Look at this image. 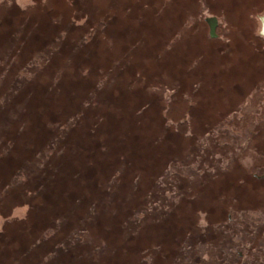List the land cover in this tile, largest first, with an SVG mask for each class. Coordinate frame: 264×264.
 Returning <instances> with one entry per match:
<instances>
[{
    "label": "rangeland",
    "instance_id": "374dc122",
    "mask_svg": "<svg viewBox=\"0 0 264 264\" xmlns=\"http://www.w3.org/2000/svg\"><path fill=\"white\" fill-rule=\"evenodd\" d=\"M262 16L264 0H0V264H61L68 249L108 264L113 217L126 264H264ZM43 88L52 141L11 173L2 160L41 134ZM94 144L106 230L82 205L38 230L44 174Z\"/></svg>",
    "mask_w": 264,
    "mask_h": 264
},
{
    "label": "trees",
    "instance_id": "16d2710c",
    "mask_svg": "<svg viewBox=\"0 0 264 264\" xmlns=\"http://www.w3.org/2000/svg\"><path fill=\"white\" fill-rule=\"evenodd\" d=\"M45 90H46L45 88L41 90L40 95L36 97L37 100L33 104L30 101V105L33 106L34 109H39L36 111L37 112L36 120L34 121V123L39 128L41 134L39 135V137H36V139L38 138V141H36L35 143L36 144L35 148H33V151L30 152L29 153L30 155L26 156V158H20V160L19 159L17 160V158H15L16 154L11 153L6 157V159L2 160L4 164L6 163L7 165H10L9 168L11 170V173L13 172V170H17L18 166L24 163V162L20 163L21 161L29 160L33 154L35 155L39 151V149L45 148L52 141L53 130L45 129L44 127L45 125L42 123V116L45 114L48 121L52 124L58 120L59 112L55 110L56 106L53 103L54 96L51 94H49L48 96H44ZM39 99L41 100L42 104H40ZM9 132L5 137L6 138L4 142L5 144L9 142L10 138L13 139V137H15L13 133L9 134ZM68 140H70V137H68ZM20 146H21L20 142L14 140L12 149L16 150L15 152H19L18 150L19 148H21ZM100 149L102 148H100L99 144H94L93 146H90L88 148H85L84 146L81 145L78 157L76 158L74 157V159L77 158L79 159L77 161L74 160L75 165L73 164V160L71 158L65 157V161H60V160L57 161L53 165L54 169L48 170L46 174H44L45 176L43 177V180L39 183L41 185L39 186V188L43 190L42 198L45 203V209L41 211L36 217L37 218L36 227L38 228V230L52 227L53 225L52 222L56 221V219L61 216L63 217V214L64 217L66 218L64 219L66 220V223H68V225L72 220L74 219L78 220V218H80L79 217L80 214L78 213V210L73 211L72 208H70L71 206L77 207V205L78 206L82 205L83 208L86 207L87 213L92 212V217L94 216V221L96 225L100 229L102 230L104 229V231L106 230L107 228L106 225L107 223H109V220L107 219L108 217L105 216V213L107 211L106 208L108 207V205L105 204L103 200L106 189L104 190L103 193L102 190L103 180L102 179L100 180L99 177L101 174L104 175L106 174L105 171L107 168L105 165L106 163L105 158L99 157L101 155L100 153L103 152V150ZM86 160H89L90 163L88 169L86 168L87 167ZM80 168L82 170H80ZM83 170H85V172ZM49 175H53V177H49ZM76 175L79 176L81 175L82 177L85 175L87 178L88 183L87 184L85 183L84 185L86 189L84 193L81 192L83 189L82 185H76V184H74V186L70 185V190H69L67 189L68 184H64L65 182H70V181L74 183L75 182L74 177ZM67 179H70V181H68ZM46 203L48 204V207L46 206L47 205ZM67 209H70V211L68 212L69 215L64 213ZM73 217L74 219L69 220L70 218ZM113 218H114L113 222L115 223L114 228L115 230H118L117 238L119 239V242H116L115 237H113V235L116 233L105 235V237L110 240L109 245L111 247H114V249H116V252L114 253L115 260L113 261L112 258V261L108 262V264H126V262L129 261V255H131V252L127 251L128 252L127 254V252L125 251L126 248L125 243L127 239L124 237V235H122V233H124L123 232L124 228L127 229L128 225L123 228L120 221L121 219L115 220V217ZM67 227L64 226L61 235L58 234V231L55 230L53 231L54 233L50 235L51 237L50 239L52 240L53 245L62 240V237H64V232L68 233ZM113 242L115 243V246L114 244H112ZM144 242H145L144 245L147 244L146 241ZM140 247L141 250L143 246L141 245ZM146 247L147 246H145V248ZM67 252L68 253L65 252V254H63L64 256H62L61 259L59 258L61 264H92L91 261L89 263L88 261H82L79 259L78 261H75L74 254H72V252L69 249Z\"/></svg>",
    "mask_w": 264,
    "mask_h": 264
},
{
    "label": "water",
    "instance_id": "95a60500",
    "mask_svg": "<svg viewBox=\"0 0 264 264\" xmlns=\"http://www.w3.org/2000/svg\"><path fill=\"white\" fill-rule=\"evenodd\" d=\"M262 23V33L264 34V16L260 17ZM209 26V32L211 37H215V28L217 26V19L215 17H210L205 19Z\"/></svg>",
    "mask_w": 264,
    "mask_h": 264
}]
</instances>
